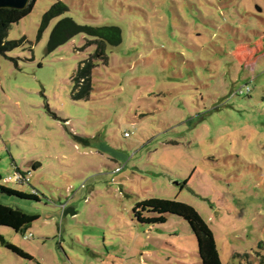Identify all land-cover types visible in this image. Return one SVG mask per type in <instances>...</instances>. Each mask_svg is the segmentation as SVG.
Instances as JSON below:
<instances>
[{
	"label": "rangeland",
	"instance_id": "obj_1",
	"mask_svg": "<svg viewBox=\"0 0 264 264\" xmlns=\"http://www.w3.org/2000/svg\"><path fill=\"white\" fill-rule=\"evenodd\" d=\"M64 17L122 31L88 100L72 76L91 38L47 52ZM8 40L23 44L0 58V174L39 201L0 195L38 216L0 226V264H202L182 218L138 222L150 198L193 206L222 264L264 261V0H37Z\"/></svg>",
	"mask_w": 264,
	"mask_h": 264
},
{
	"label": "trees",
	"instance_id": "obj_2",
	"mask_svg": "<svg viewBox=\"0 0 264 264\" xmlns=\"http://www.w3.org/2000/svg\"><path fill=\"white\" fill-rule=\"evenodd\" d=\"M37 0H30L28 6L23 10L0 9V58L7 52L19 47L23 41H9L8 33L13 24L20 22L27 17L36 4ZM68 6L63 2H57L43 15L40 27V34L48 27L50 22L68 12ZM79 34H84L91 38L87 42V47L95 46V52L86 60L80 62L79 68L72 76L73 97L75 100H88L93 91L92 76L93 70L97 66V61L107 63V48L117 47L122 43V31L115 26L92 27L81 25L71 17H64L51 31L47 44V52L51 53L58 47L71 41ZM18 174L25 178L27 174L17 169ZM3 177L0 174V195L15 197L21 200L39 201L38 196L27 195L26 193L16 191L3 184ZM23 184L25 181H20ZM135 218L139 223L145 225L164 224L167 222L166 215H174L182 218L188 223L197 240L198 253L202 264H222L217 247L216 238L210 226L202 218L199 212L191 205L176 200L161 198H150L140 201L134 208ZM75 216L74 210L65 211ZM154 215L153 217H148ZM38 220V216L31 215L19 208H12L0 203V226L13 229L20 234L26 232ZM0 243L6 245V240L0 235ZM249 262L253 257L246 254ZM260 264H264L263 258Z\"/></svg>",
	"mask_w": 264,
	"mask_h": 264
},
{
	"label": "water",
	"instance_id": "obj_3",
	"mask_svg": "<svg viewBox=\"0 0 264 264\" xmlns=\"http://www.w3.org/2000/svg\"><path fill=\"white\" fill-rule=\"evenodd\" d=\"M30 0H0V9H25Z\"/></svg>",
	"mask_w": 264,
	"mask_h": 264
},
{
	"label": "built area",
	"instance_id": "obj_4",
	"mask_svg": "<svg viewBox=\"0 0 264 264\" xmlns=\"http://www.w3.org/2000/svg\"><path fill=\"white\" fill-rule=\"evenodd\" d=\"M12 178H9V180H11ZM16 180L18 181V182H20V181H25V182H28L29 181V178L28 177H25V178H22L19 174H17L16 175ZM31 237V235L29 236V237H27V238H30Z\"/></svg>",
	"mask_w": 264,
	"mask_h": 264
}]
</instances>
